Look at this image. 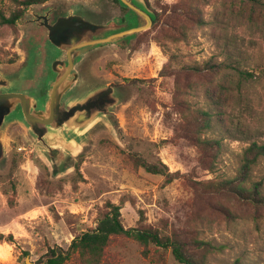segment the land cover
<instances>
[{
    "label": "rangeland",
    "instance_id": "1",
    "mask_svg": "<svg viewBox=\"0 0 264 264\" xmlns=\"http://www.w3.org/2000/svg\"><path fill=\"white\" fill-rule=\"evenodd\" d=\"M20 1L0 0V12L8 17ZM148 3L155 15L149 29L126 47L92 48L75 65L71 95L111 84L117 104L65 150L69 157L60 171L52 169L25 125L14 123L7 131L0 161V235L12 241H0V264H25L26 258L36 264L50 248L66 250L95 227L108 203L120 207L126 229L149 227L165 236L178 234L190 245L212 246L207 264H264V204L239 201L219 189L224 181L239 179L245 148L264 144V79L241 83L233 92L241 98L233 97L220 115L209 96L226 84L227 72H185L221 63L264 68V14L233 0ZM50 6L60 14L72 9L93 24L124 21L129 12L113 0H50L25 10L15 27L0 24V73L16 75L33 49L41 69L27 91L41 102L53 80L50 62L65 57L27 21L30 13ZM228 79L235 88L236 77ZM199 111L210 114L209 128L189 123ZM203 140L219 144L207 162ZM130 154L179 175L166 184L135 168ZM243 186H255L264 199V157ZM103 258L102 264H179L169 250H146L120 237L111 240Z\"/></svg>",
    "mask_w": 264,
    "mask_h": 264
},
{
    "label": "water",
    "instance_id": "2",
    "mask_svg": "<svg viewBox=\"0 0 264 264\" xmlns=\"http://www.w3.org/2000/svg\"><path fill=\"white\" fill-rule=\"evenodd\" d=\"M117 1L129 10L124 21L93 24L72 9L60 14L55 6L30 13L27 23L41 29L45 41L63 52L65 60L50 62L53 80L43 102L27 91L41 69L33 49L16 75L0 73V161L4 158L7 131L14 123H21L43 147L52 169L60 171L69 157L65 150L117 104L116 87L111 84L82 87L78 96L71 95L78 79L74 67L83 54L105 44L126 47L131 38L152 26L155 15L148 0ZM25 264L32 263L26 258Z\"/></svg>",
    "mask_w": 264,
    "mask_h": 264
},
{
    "label": "trees",
    "instance_id": "3",
    "mask_svg": "<svg viewBox=\"0 0 264 264\" xmlns=\"http://www.w3.org/2000/svg\"><path fill=\"white\" fill-rule=\"evenodd\" d=\"M50 0H23L18 2V8L11 12L6 17L0 12V24L15 27L17 23L22 19L25 10L33 6H39L45 4ZM117 2V0H113ZM240 4H251L259 12L264 14V0H233ZM198 25H202V21L198 20ZM257 70H241L238 67H234L229 64L212 65L209 64L205 69L198 67H188L186 73L198 74L203 72H215L220 74L221 72L226 74L227 82L224 85H220L219 89L215 93H211L209 99L211 104L219 109L218 113L226 114V109L231 106V99L234 97L233 92L239 90L241 83H248L260 78L264 79V68L259 67ZM236 77V87L233 85L229 77ZM230 81V83H229ZM235 89V90H234ZM241 96V95H240ZM240 96L234 98H241ZM240 100V99H237ZM197 117L189 120V123L199 124V128H209L210 114L207 112H198ZM196 128L197 133L201 132V129ZM219 144L216 141L203 140L200 143L202 151L207 161H210V156L213 152H216ZM264 157V144H257L252 142L245 148L242 155L241 167L239 172V179L234 181H224L219 187L225 193L233 196L239 201L247 202L252 205L264 204V199H259L257 188L254 186L252 189H246L243 184L249 176V173L253 166H255L259 159ZM130 162L135 168H142L145 172L151 175H158L164 178L166 184L171 183L177 179L178 173H170L165 165L160 162L150 163L139 154H130ZM126 238L138 243L146 250L150 246H154L164 251H170L172 257L179 264H207L206 254L209 249L213 248L208 244L196 241L191 245L179 237L178 234L172 233L171 235H161L157 230L149 227H137L126 229L122 226L120 221V207L114 204L106 206V210L97 220L96 225L92 229L81 233L75 237L69 244L66 250L60 247H53L47 250L45 255L40 258L36 264H102L105 251L109 246L113 238ZM0 241H12V237L8 236L4 238L0 235ZM147 252V251H146ZM23 255L28 256L26 252ZM233 264H240V261H235Z\"/></svg>",
    "mask_w": 264,
    "mask_h": 264
}]
</instances>
